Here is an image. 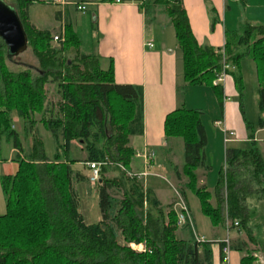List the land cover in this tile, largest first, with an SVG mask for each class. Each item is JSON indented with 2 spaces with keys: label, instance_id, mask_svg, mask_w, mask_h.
I'll return each mask as SVG.
<instances>
[{
  "label": "trees",
  "instance_id": "obj_1",
  "mask_svg": "<svg viewBox=\"0 0 264 264\" xmlns=\"http://www.w3.org/2000/svg\"><path fill=\"white\" fill-rule=\"evenodd\" d=\"M16 2L28 49L40 73L34 78L30 71L11 72L8 48L0 39V140L13 145L19 163L15 176L1 178L6 214L0 216V264H211L209 242L179 236L188 227L178 225L176 202L163 206L155 192L131 172L135 151L130 139L143 135L142 88L117 84L112 67L104 70L97 55L82 53L79 32L72 23H66L65 38L55 48L53 34L36 28L30 20L32 0ZM137 2L146 18L155 17L158 9L169 18L183 53L186 84L210 86L223 109V88L214 85L223 70V57L198 45L183 1ZM225 51L226 62L238 70L247 59L257 66L259 121L255 126L244 120L252 149L226 151L215 205L207 189L199 187L196 173L211 169L205 156L202 112L184 106L176 109L167 116L164 132L167 139H179L184 145L181 173L187 183L180 193L185 201L186 191L192 192L213 227L224 225L226 212L230 221L239 222L238 230L249 234L255 213L248 199L260 194L259 199H264V156L254 137L257 129H264V26L244 23L240 30L226 34ZM70 53L75 54L73 60L67 58ZM231 75L242 99V79ZM48 85H54L60 96L56 114L50 107L51 116L41 121L55 144L53 158L48 157L39 136L26 152L13 122L14 117L22 120L26 135L34 131L27 125L37 114L47 112ZM78 152L84 154L83 159ZM79 163H106L97 184L101 221L93 225L86 224L74 188L81 177L73 166ZM111 171L119 176L108 179ZM131 245H142L145 252ZM244 245L232 242V251L241 254ZM240 264L255 261L248 255Z\"/></svg>",
  "mask_w": 264,
  "mask_h": 264
},
{
  "label": "crops",
  "instance_id": "obj_2",
  "mask_svg": "<svg viewBox=\"0 0 264 264\" xmlns=\"http://www.w3.org/2000/svg\"><path fill=\"white\" fill-rule=\"evenodd\" d=\"M182 1L192 34L198 45L203 48L208 47L217 52L221 51L226 44V34L240 30L244 23L264 26V17H260L258 13L264 10V0H245L244 3L241 0ZM84 4L90 5L89 13L93 11V26L91 30L93 40L96 42L95 48L86 51L87 54L94 53L97 55L104 70L112 67L117 84L134 86L143 90V135L130 139L131 148H133L131 146L133 138L139 141V148L137 150L133 149L136 159L142 161L143 171H133L131 163V172L134 176L144 181L145 186L155 192L163 206L171 205L175 203L176 199V195L174 196L176 190L174 184L182 190L187 183V179L182 176L183 167L175 163V149L180 147L184 153L183 142H179V139H167L165 137L166 118L170 113L182 106L188 110H199L204 115V107L200 102L199 96L201 93L205 94L210 102L218 103V99L212 88L207 85L190 86L186 84L184 80L183 53L179 48L176 31L165 14L157 13L154 19L149 20L148 17L146 18L144 11L141 10L139 3L129 0L122 4H116V0L82 3V5ZM65 7L67 6L65 5ZM68 16L67 11L65 13L59 12L56 16L57 23L53 27L57 29V27L61 26L59 36L64 34V38ZM163 16L166 17L164 20H162ZM159 17L162 21L158 20ZM31 22L36 28L53 33V30L39 28L32 20ZM147 43H152L153 48L149 49L146 46ZM235 71H237V68ZM220 86L224 91L223 109L220 116L214 121L213 126L219 131L217 136L215 134V141L218 143V151L221 158H223L224 153L225 165L222 169H225L226 151L228 149H236L235 147L230 148L231 146L250 141V133L246 129L244 120L247 119L244 109L241 107L242 100L235 86L234 76L229 74L225 82ZM229 132L234 133V136L228 137ZM262 133H264V129L255 131L254 137L257 144L256 135ZM207 137L206 149L208 150L212 141H210L208 133ZM156 151H162L166 156V164L169 170V181L165 180L170 186L171 193L167 195L166 201L155 191V180L164 179L159 174L152 173ZM14 153H17V151L12 148L10 154ZM208 166L210 165L208 164ZM73 170L81 177L79 182L74 184L80 204L78 187L85 184L88 186L87 193L90 192L88 183L90 171L85 163L76 164L73 166ZM106 177L108 178L107 175ZM113 177L117 178L118 176ZM198 177L199 187L206 188L205 173L198 174ZM0 188L4 197L1 184ZM189 193V191H186V203L191 212L195 229L198 234H200V230L205 232L209 236V240L217 243V256L222 263L221 241L224 240V235L220 233L218 228L213 227L207 218L210 227H207V224L200 219L199 223H197L189 204ZM221 231H225V229L222 228ZM179 236L189 240L193 235L190 229L187 228V230H180ZM210 249L212 251L211 264H215V254L211 245ZM241 259L240 254L232 251L230 264H240Z\"/></svg>",
  "mask_w": 264,
  "mask_h": 264
},
{
  "label": "rangeland",
  "instance_id": "obj_3",
  "mask_svg": "<svg viewBox=\"0 0 264 264\" xmlns=\"http://www.w3.org/2000/svg\"><path fill=\"white\" fill-rule=\"evenodd\" d=\"M6 6H8L11 10L18 12V3L16 0H0ZM99 0H32V5L29 8V15L33 23L39 27L44 29L53 30V36H59V32L61 31V26L53 28L57 21L56 16L59 12L67 11L68 22H72L74 25L75 31L79 32V40L81 42L80 51L82 53H87L86 51L95 48V40H93V33L91 30V26L89 25L93 19V11L89 13L90 8L87 9L85 14H81L77 11L76 6L82 3H95ZM65 5L67 7H65ZM143 13V12H142ZM260 17H264V10L258 12ZM158 14H161L158 9ZM91 15V16H90ZM163 15V14H162ZM256 15V14H255ZM155 17H150V19H154ZM166 17L163 16L162 20ZM77 19V20H76ZM149 19V20H150ZM159 21H162L159 17ZM53 46L58 48L57 43L53 42ZM69 60H73L75 58L74 53L67 54ZM7 67L11 72L19 73L21 71H30L34 78H37L40 73V66L36 58L34 57L32 51L28 49L22 55L15 57V58H8L7 60ZM230 74H235L236 78L242 79V86H243V98L241 99L243 103V109L245 112L246 119L251 123H254L256 126L258 125L259 121V108H258V74H257V66L256 64L247 59L241 63L240 69L237 71H230ZM216 84V81H214ZM210 87V86H209ZM211 88V87H210ZM213 90V89H212ZM47 92V102H46V109L47 112L45 115L37 114L34 116L31 121V124L28 123L27 127L31 126L32 132L26 135L25 131V124L22 120L14 117V128L19 134V138L22 142V146L24 150L27 152L30 147L33 145L34 139L36 136L42 139L45 151L48 157L53 158L55 155V144L51 137V134L46 130L45 124L41 122L44 118H49L51 116L50 107H54V115L56 114V106L60 101V96L57 94V89L54 85H48L46 87ZM211 93V92H210ZM201 103L204 107V115L202 116V122L205 126L206 135L208 133L210 141H212L210 148L207 150L205 149V156H207L206 161L207 164L210 165V170L204 171L203 169L197 170V175L205 173V182H206V189L207 192L212 196L211 203L216 204L215 201V189L217 183L219 181V175L221 169L224 168L225 165V157L223 153V158L220 156V152L218 151V143L215 141V134H219V131L215 126H213L214 121L222 111L220 103H213L208 100L205 94H199ZM216 96V95H215ZM217 98V96H216ZM48 106V107H47ZM221 131V130H220ZM257 141H258V148L262 155L264 156V133L257 134ZM208 141V137H207ZM179 142H182L179 140ZM78 150H81L82 147L78 143H74ZM131 146L137 150L139 148V141L136 138L132 139ZM13 145L7 142L5 139L0 140V184L1 178L5 176H15L17 171L19 170V163L16 161L17 154H10ZM235 147L236 149L241 150H250L253 148L250 141L241 142L238 145L231 146L230 148ZM78 158L83 159L84 154L82 152H78ZM175 163L179 166L184 165V157H183V150L179 147V149H175ZM142 161L136 159V155L133 158L132 162V169L133 171H143V164ZM212 166V167H211ZM223 170V169H222ZM168 166L166 164V156L163 154L162 151H156L154 154V166L152 168V173L159 174L164 178L163 180H155V191H157L158 195L166 201L167 195L171 193L170 186L166 182L169 178L168 174ZM86 172V171H85ZM89 172V171H88ZM108 178H114L113 176H119V172L111 171L107 174ZM167 179V180H165ZM169 181V180H168ZM90 186V192L87 193V187L85 184L78 187V191L80 194V212L82 213L86 224L93 225L100 221L101 213L99 209V201H98V188L97 186L93 185L88 182ZM175 189L180 192L181 190L179 187L174 184ZM175 196V194H174ZM261 194L259 195V197ZM258 196L255 198L248 199V206L250 209L255 213L254 219L250 222L249 227L251 228V232L247 234L243 229H235L230 230L228 233L227 231V224L230 222L226 212L224 213L225 221L224 225L218 227L220 233L224 235V239L227 237L232 239L233 243L241 242L245 244L243 248L245 249L240 254L241 258L250 255L254 258L255 264H264V199H259ZM174 201V200H173ZM177 200L175 199V202ZM189 204L191 206V210L193 216L197 223L200 220H203L207 227H210L209 221L203 217L201 213V206L199 199L196 197L195 194L192 192L189 193ZM167 207V206H165ZM5 201L4 197L0 188V215L5 214ZM200 219V220H199ZM224 228L225 231H221ZM208 230V228H207ZM225 232V233H224ZM199 236H204L205 240L210 243L212 250L215 254V264H226L224 261L220 262L217 254H218V245L215 241L209 240V236L199 231ZM137 252L143 253L140 249H136ZM239 254V253H238Z\"/></svg>",
  "mask_w": 264,
  "mask_h": 264
},
{
  "label": "built area",
  "instance_id": "obj_4",
  "mask_svg": "<svg viewBox=\"0 0 264 264\" xmlns=\"http://www.w3.org/2000/svg\"><path fill=\"white\" fill-rule=\"evenodd\" d=\"M127 1L128 0H116V4H122V3H125ZM129 1L137 2V0H129ZM89 7H90V5H88V4L76 6L77 11L81 12L83 14H85L87 12V9ZM60 39L64 40V34H62V36H54L53 41L55 43H57ZM146 46L149 49L153 48L152 43H147ZM219 54L222 55V57H223V70H222L221 74L218 75V77L216 79L215 85H217V86H220L225 82L230 71L236 70V67H234V66H232L226 62L225 47L221 51H219ZM232 136H234V133L229 132L228 137H232ZM226 142H229V141H226ZM86 166L90 171V176H89L90 183L97 186V184L100 182V178H101V169L103 166H106V163H87ZM175 195H176V200H177L176 204H175V210L177 212L178 225L180 227L187 226L190 229L194 239L197 242H199V243L207 242L204 237L199 236V234L197 233L195 226L193 224L191 212L189 210V207H188L185 199L181 195V193L178 192L177 190H175ZM238 227H239L238 221H236V222L230 221L227 224V230L226 231L228 233L230 230H232V229L235 230ZM221 244L223 245L222 246V261H224L226 264H230V256L232 253V239H230L227 235V237L221 241ZM131 248L135 251H136V249H140L141 252H145V248L142 245L141 246L131 245Z\"/></svg>",
  "mask_w": 264,
  "mask_h": 264
},
{
  "label": "water",
  "instance_id": "obj_5",
  "mask_svg": "<svg viewBox=\"0 0 264 264\" xmlns=\"http://www.w3.org/2000/svg\"><path fill=\"white\" fill-rule=\"evenodd\" d=\"M0 39L8 48V58L28 50L29 41L18 14L0 1Z\"/></svg>",
  "mask_w": 264,
  "mask_h": 264
}]
</instances>
